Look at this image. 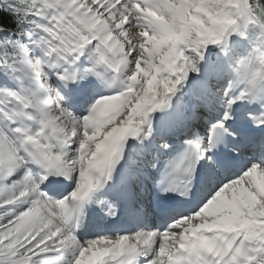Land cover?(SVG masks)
<instances>
[{"label":"snow or ice","instance_id":"6c2138e0","mask_svg":"<svg viewBox=\"0 0 264 264\" xmlns=\"http://www.w3.org/2000/svg\"><path fill=\"white\" fill-rule=\"evenodd\" d=\"M225 8L235 24L213 22ZM0 13L15 24L0 22V71L17 83L0 88V264H264V163L221 180L198 210L179 213L162 231L84 241L76 234L89 226L84 206L112 179L127 139L151 136L153 113L200 71L209 46L240 34L242 21L264 25L259 0L238 6L234 0H0ZM36 49L42 57L33 55ZM86 51L112 73L109 86L126 75L117 93L98 94L89 77L101 74L77 70ZM237 78L249 90L264 86ZM70 83L94 98L87 114L66 105L60 85ZM225 94L223 118L210 129L207 146L188 141L163 193L187 197L200 161L218 167L214 150L225 134L238 135L228 124L243 96H232L230 88ZM255 122L264 129V116ZM65 184L75 185L67 195ZM45 185L60 198L49 196ZM160 214L166 221L167 212ZM205 226L222 227L209 236ZM46 254L56 255L43 259Z\"/></svg>","mask_w":264,"mask_h":264},{"label":"rangeland","instance_id":"374dc122","mask_svg":"<svg viewBox=\"0 0 264 264\" xmlns=\"http://www.w3.org/2000/svg\"><path fill=\"white\" fill-rule=\"evenodd\" d=\"M248 29V27L246 28ZM242 30V29H241ZM249 41V39H247ZM227 45L229 50L232 52V54L230 55V57L228 59H223L218 61L216 64H208L204 61L199 62L198 66L200 71L199 72H193L188 80H190V84L188 86H185L184 84L180 86L179 90L174 94L175 95H183V90L186 89V87H190L191 90L193 89V95L200 97L204 94V90L206 87V78L204 73H203V69H207L209 71H217L220 70L225 74V71L228 69L231 71L230 73V77L226 75V78H230V80L226 83V89L230 88L231 89V95L234 96L233 94L238 93V96H241V94H243L242 98L245 96H248L249 99H247V101L250 103L251 106H253L255 109L257 108H261V105H259L260 102H263L264 100V86H258L256 87L254 90H249V86L246 84H242L238 81L237 75L234 71V68L236 66V61L238 60L237 58L239 57V55L241 53H244V49L240 48L241 44L240 42H236V40L234 39H227ZM260 48H264V40L261 43V46H259ZM250 48V53H252L254 48H251V46H249ZM35 57L40 58L43 56V53L39 50L36 49L35 50ZM249 53V54H250ZM249 54L244 53L245 56H248ZM241 57V56H240ZM92 54L90 51H86L85 54L80 58V61L77 63V70L79 71H83L86 69H91L94 70V72L96 73H100L101 75L105 71V69L103 67L100 66H96L94 63H91V59H92ZM85 60H87L88 62H85ZM95 69H100L99 71H96ZM125 72H127V69L125 70ZM96 78H100L101 76H96ZM126 78V75H123V80ZM11 81L12 83H15L16 81L14 80L13 77H11ZM53 79H55V76H53ZM225 90H224V95L222 97H219L218 100L223 101V99H225ZM181 100L179 99V101L175 102V104L173 105L172 111L169 112L168 110V105L169 103L163 107L162 109L158 110L159 113H161L162 119L165 121L166 125L168 123H171L172 126H176L180 123L181 118H179L181 111L183 110V105L180 102ZM244 101V100H243ZM216 102V101H215ZM219 102H216V104H214L215 108H217L218 110H225V107H223V105L219 104ZM264 103V102H263ZM222 108V109H221ZM262 109H264L262 107ZM157 113V111L155 112ZM153 113V114H155ZM158 113V114H159ZM173 113V114H172ZM170 114L175 116L176 119H171L170 118ZM156 115V114H155ZM157 116V115H156ZM253 119L257 120L258 118H260L261 116H264V113L261 112L257 115H251ZM178 118V119H177ZM76 146L74 145L73 148H75ZM139 166H141V169H143L144 165L141 163ZM125 169V167H124ZM123 169V170H124ZM75 186V185H74ZM99 204V205H98ZM110 208V205L107 203H97L94 208L92 209V211L87 215V223H88V227L85 229H82V233L80 234V239L82 241L84 240H88L91 239V230L95 229L94 226L99 225L101 223V216H100V212L104 209ZM56 255V254H54ZM71 258V254H67L66 255V259H70Z\"/></svg>","mask_w":264,"mask_h":264},{"label":"clouds","instance_id":"9594fccd","mask_svg":"<svg viewBox=\"0 0 264 264\" xmlns=\"http://www.w3.org/2000/svg\"><path fill=\"white\" fill-rule=\"evenodd\" d=\"M238 6L239 0H234ZM233 14L232 10L225 8L216 13V17L213 19V22L222 26L235 24V20H230V17ZM250 25L258 26L261 30L262 35H264V25H258L256 23H248L246 21L241 22L240 35L244 36L245 32L242 31V28H247ZM236 75L243 76L248 83L255 82L256 84L264 83V48H254L252 53L248 56H242L236 61V66L234 68ZM215 227L222 226H205V231L209 236L214 234ZM198 229L192 230V235H195ZM250 238H258L256 233H253Z\"/></svg>","mask_w":264,"mask_h":264},{"label":"bare ground","instance_id":"6f19581e","mask_svg":"<svg viewBox=\"0 0 264 264\" xmlns=\"http://www.w3.org/2000/svg\"><path fill=\"white\" fill-rule=\"evenodd\" d=\"M183 101L185 104L186 103L191 104L190 101H188V100L184 99ZM190 108H191V111L187 112L186 116L190 112H193L195 110V108H193L191 106H190ZM199 116H201V114H199ZM197 119H200V118L198 117ZM152 137H153L152 134H151V136H147V137H145L143 134H141L138 137H129L127 139L125 145H124L123 159H121L118 162V164L116 165V167L113 171V174H112V179L105 182V183H111L113 185H118V183H121L122 181H126L127 179H133V176H135V174L139 171V169L136 165L137 161L141 157L142 153H146L149 151V150H146L145 147H147V144H149L148 143L149 141H152ZM145 141H146V143L144 146ZM148 157H151V155H148ZM124 167H125V169H124ZM97 191L93 194L92 199L97 198V195L99 194V192H97ZM96 235H98V233H96ZM140 259H141V261H143V257H141Z\"/></svg>","mask_w":264,"mask_h":264},{"label":"trees","instance_id":"16d2710c","mask_svg":"<svg viewBox=\"0 0 264 264\" xmlns=\"http://www.w3.org/2000/svg\"><path fill=\"white\" fill-rule=\"evenodd\" d=\"M259 3L261 5H264V0H259ZM0 22L5 23L6 26H8L10 28L15 27V24L13 22L11 15L8 13H0ZM248 36H249V40L251 42H253V46L259 45V42H260L259 39H261V37L262 38L264 37V35H262V33H261L260 28L258 26H255V25L248 26ZM221 47H222V44L210 45L209 50L205 54L210 53L211 55H213L215 53H220V52H222L220 50ZM4 51H5L4 48H0V53H2ZM46 258H48V257H46ZM46 258H44V259H46Z\"/></svg>","mask_w":264,"mask_h":264}]
</instances>
